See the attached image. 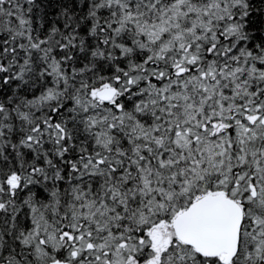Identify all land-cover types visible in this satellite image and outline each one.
Instances as JSON below:
<instances>
[{"label": "snow or ice", "instance_id": "6c2138e0", "mask_svg": "<svg viewBox=\"0 0 264 264\" xmlns=\"http://www.w3.org/2000/svg\"><path fill=\"white\" fill-rule=\"evenodd\" d=\"M0 264H264V0H0Z\"/></svg>", "mask_w": 264, "mask_h": 264}]
</instances>
